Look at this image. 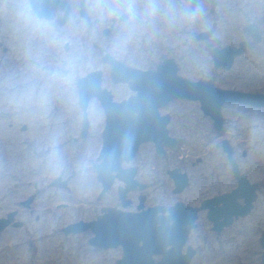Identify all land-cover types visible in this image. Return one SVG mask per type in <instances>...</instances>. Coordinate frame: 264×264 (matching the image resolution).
<instances>
[{"label":"rangeland","instance_id":"rangeland-1","mask_svg":"<svg viewBox=\"0 0 264 264\" xmlns=\"http://www.w3.org/2000/svg\"><path fill=\"white\" fill-rule=\"evenodd\" d=\"M70 1L69 17L60 25L57 19L62 10H55L51 19L37 18L28 0H0V215L16 208L27 222L22 229L0 235V264H107L103 261L106 255L109 259L114 256L115 263L121 257L117 249L97 253L82 239L75 242L61 231L79 218L94 215L97 179L93 164L98 162L101 142L97 135L105 120L98 100L91 98L88 115L92 127L85 138H80L82 112L76 79L88 71L101 70V85L111 90L115 100L129 93L124 84L111 81L107 63L100 60L104 52L119 58L131 56L127 63L145 68L159 59L163 48L172 46L181 59L185 77L195 80L214 76L220 87L264 91L263 44L247 54L237 64L236 75H231L233 70H215L204 42L193 39V31L217 22L207 9L213 6L207 0L194 14L185 10L182 0H167L163 6L154 0H87L89 21L78 13L79 0ZM121 10L131 11L132 18L118 25L110 37L103 36L109 17ZM192 19V26L187 25ZM217 26L215 41L230 42L238 36L227 21L220 20ZM186 38L184 46L182 40ZM248 79L255 86L244 87L247 85L242 83ZM173 108L177 117L174 126L184 141L178 155L155 159L148 146L140 153L147 167L141 168L140 179L150 182L145 190L147 204L171 203L175 199L164 168L178 160L185 162L189 189L196 187L195 194L205 184L218 181V173L231 185V169L219 146L223 136L233 144V157L243 171L252 180L264 183V110L225 104L221 109L224 130L217 132L198 102H178ZM23 123L28 128L22 132L19 128ZM58 175L70 179L69 191L48 187ZM120 186L123 183L116 179L104 203L115 201L121 208L117 198ZM36 189L40 193L30 209L22 208L19 201ZM188 191L190 195L193 192ZM80 197H89L90 202L83 204ZM129 197L137 201L134 193ZM29 239L31 246L27 244ZM11 244L16 247L12 256Z\"/></svg>","mask_w":264,"mask_h":264},{"label":"flooded vegetation","instance_id":"flooded-vegetation-1","mask_svg":"<svg viewBox=\"0 0 264 264\" xmlns=\"http://www.w3.org/2000/svg\"><path fill=\"white\" fill-rule=\"evenodd\" d=\"M80 1L81 0L78 1V7ZM182 1L184 3L185 10L190 14H194L195 12L198 11V8L201 7V5L205 0H182ZM207 1L213 5V6H209L207 9L210 8L209 12L215 17V20L217 22H219L220 20L227 21V23L229 22V27L233 29L234 32H238L235 33L238 36L233 37V39L235 40L233 41L229 40L230 42L223 43V41H215L214 33H215V29L218 27L216 22L213 24V26H209L208 28L205 29L203 28L197 32L193 31L192 37L197 41L204 42V48L210 53V57L213 62V68H215V70L217 71L220 70L223 73L233 70L231 75L234 74L236 75L235 68H238L237 64L242 59H244V57H246L247 54L252 52L256 48V46L260 44L264 45V0H207ZM69 2L71 6V1L69 0ZM154 2L160 6L167 4V0H154ZM171 3L173 4V2ZM86 5H87V0H85V6ZM214 9L219 11V13H216ZM78 13H79V9H78ZM131 18H132L131 11H125V10H121L118 13L110 16L107 25L102 29L101 32L102 35L110 37L115 32L118 25L128 22V20H130ZM193 20L194 19H192L186 24L187 25L190 24L192 26ZM198 34H205V36L197 38L196 36ZM187 43H188V38L182 40V45L185 46L187 45ZM225 47H230L233 48L234 50L240 48L242 51L233 56L232 62L229 67H225L224 65L215 66L213 61L214 51L220 50ZM104 54H109L113 56L115 59L127 65L137 67L142 70L155 69L156 66L162 61L170 60L176 66V75L186 78L190 81H198L202 79L211 80L216 87L221 89L237 90L246 93L264 94V91L251 90L248 88L241 89V88H236L234 86H228L225 88V87L217 86L216 85L217 79L214 76L211 78H198L195 80L183 76L182 75L183 64L181 62L180 57L176 53V49L172 46H167V48H163L159 53V59L156 62H154L153 65L150 64L151 66L148 65L145 68L144 67L141 68L132 65L130 63H127L129 58H131V56L129 57L121 56L122 58H119L117 55L113 53L104 52L101 55V57ZM185 55L186 57H189L188 53H186ZM108 74H109V69H108ZM102 77H103V73H102ZM122 84H124L126 88L129 90L128 95L122 99H126L129 96L135 94V91L130 90L127 83H122ZM242 84L247 85L244 87L255 86V82L252 81L251 79H248L247 82H243ZM102 88L105 87L102 86ZM122 99L115 100L113 95V101H121ZM184 101H196L199 103V101L193 99L175 98L159 106L155 111V113L144 112V120L146 122V130L148 134L155 138L156 136L160 135V137L158 138L160 142V149L159 150L156 149L157 146L153 140L142 141L138 144L137 150L133 155V157L128 161L122 162L121 168L130 169L129 171H133L134 172L133 179L137 182L135 188L133 190H129L126 193L125 198L129 201V203L124 208V210L130 212H136L138 210L137 209L138 205H140L139 196L144 195V200L141 202L143 209H147L153 206H161L163 211L160 212L159 214L162 215L168 214V210L170 208H173L176 214H180L179 212H183V214L187 216L195 215L194 226L189 229L185 242L181 247V254H187L189 257L188 264H264V183L258 182L256 180H252L248 176L247 172L243 171V168H241L240 163L236 161V159H234L233 157L234 146L227 137L223 136L220 138L219 146L222 152L225 154L227 158V163L231 169L230 170L231 185H227L224 182L225 180L221 177V174L218 173L219 174L217 175L218 181L214 182L213 184L211 183L205 184L202 190L198 191V194H195L196 187H191L189 189L190 176L188 172L184 169L183 165L185 164V162L178 160L175 165L166 166L164 168L165 174L167 175L168 180L171 183V189H170L171 193L175 196V199L171 203L154 202L147 204L148 195L147 193H145V190L150 187V182L140 179L141 170L147 168L144 166L145 160L143 161V158L140 157V153L143 147L148 146L151 148V154L155 159H166V158L172 159V156L178 155L184 141L182 137H180L177 134V128H175L174 126V122L177 117L175 115V110L173 108V105L175 103L184 102ZM229 103H236L242 105L245 109H249V110H264V107L246 105L240 102H226L222 105V107L225 104H229ZM199 107H200V103H199ZM81 112L82 113H81V122L79 125V136L80 138H85L88 135L92 127V124L91 121L89 120V115H88L89 126L86 134L83 136L81 134L82 114H83L82 109ZM87 114H88V108H87ZM203 114L205 116H208L212 121V118L209 115H206L204 112ZM222 120H223L222 128L220 131L216 130L211 124V126L217 132H222L224 130L225 120L223 115H222ZM104 125H105V120H104ZM104 125L101 132L97 135V139L99 138L101 142L100 148L98 149L99 151L97 157L100 154V150L102 148V131L104 129ZM27 128L28 126L25 123H23L19 129L20 131L23 132L26 131ZM164 129H165V138L163 139ZM224 141H226L228 146L230 147L231 158L238 167L240 177L243 176V178L248 183L247 187L245 188L239 187L238 185V181H237L238 178L233 173L232 164L227 157L228 153L223 147ZM241 155L245 156L246 151L242 150ZM98 163H100V161L93 164V168ZM9 167L10 166L8 165V168ZM9 170L11 171V168H9L8 171ZM172 171H175L174 172L175 174H185L186 176V186L182 188L179 192L175 191L176 188L175 179L172 176H170L168 173ZM58 176L62 177V179H66L67 181L66 182L67 186L61 189H65L69 191L71 189V187L69 186L70 179L63 177L62 175H58ZM49 183H48V187H54V186H49ZM122 183L123 186L120 187H125V183L124 182ZM141 184H146V187L144 189H140L139 185ZM96 186H97V191L94 193L95 202L96 204H98L99 202H102L103 204L99 206L95 204L93 206L92 208L94 213L93 217L79 218L75 222L77 221L90 222L95 220L98 216L102 215L103 210H105L106 208H114V207L118 208V206L115 204V201H112L110 203L109 202L104 203V201H107L106 198L108 192L112 189L113 185L109 189H107L101 196H100V192L103 188V185L101 182L97 180ZM15 187H17V184H15ZM187 189L190 191L193 190V192H191L192 193L191 195L189 194V191L187 192ZM35 193L36 195L30 202V204L28 206H24L22 202L26 201L31 195ZM39 193H40L39 189L33 190L32 193L28 194L26 197L21 199L19 201V204L21 205L22 208L29 210ZM130 193L135 194L137 201L134 202V199L129 197ZM197 196H200V198H197ZM80 198H82L83 204H85L86 202H90L89 197L87 198L80 197ZM117 198H118V194H117ZM118 200L120 203L119 206L121 207V201L119 198ZM17 202H15V204H17ZM179 204L180 206L175 208V206ZM65 205L66 203L59 206L57 205V207H63ZM0 209H2V207H0ZM120 209H122V207ZM9 215H10V221H8V223L4 227L0 228V235L3 233H8V231H11L12 229H16V228L22 229L26 226L27 222L24 219L20 218L19 210L16 208L15 209L12 208L6 211L3 215L1 214L0 220L7 219ZM15 222H21V226L14 225ZM65 226L61 228L62 234L65 237H69L70 239H75V242L79 239H82L86 246H88L92 250H95L97 253L108 252L117 249L121 253L120 256L122 255V246L103 248L92 245L89 242V240L94 236V233L89 228L79 232L65 233L63 231V228ZM142 243L143 242L140 241L139 245H142ZM165 243H167V245L164 247V250L168 251L172 246H174L175 243L176 244L178 243V239L171 238L169 240H166ZM27 244L31 246L32 240L29 239L27 241ZM15 248L16 247L13 246V244H11V246L9 247L11 252L10 256L14 254L13 251L15 250ZM161 258H162L161 254H155L153 256V260L155 262L160 261ZM103 259H104L103 261H106L107 264L109 263L116 264L114 261V256L109 259V256L106 255L105 258ZM22 264H31V263L23 262Z\"/></svg>","mask_w":264,"mask_h":264},{"label":"water","instance_id":"water-1","mask_svg":"<svg viewBox=\"0 0 264 264\" xmlns=\"http://www.w3.org/2000/svg\"><path fill=\"white\" fill-rule=\"evenodd\" d=\"M29 6L37 18L51 19L55 10H62L63 14L57 19L63 25L69 17L71 6L69 0H28ZM79 14L89 20L85 0L79 4ZM107 32V31H105ZM205 34H198L200 38ZM242 50L225 47L214 51V65L229 67L233 56ZM101 62L109 65V76L115 83H127L134 95L121 101H113V94L102 88V71L92 70L76 79L78 104L83 111L81 134L84 136L89 126L87 108L91 98H96L105 115V125L102 131V148L94 166L96 179L102 183L100 196L109 189L115 179L125 183V187L117 190L121 207L106 208L103 214L90 222L77 221L63 228L65 233L79 232L89 228L94 236L89 242L103 248L122 246V255L116 264H188L187 254H181V247L185 242L190 228L194 226L195 215L176 214L173 208L168 214H159L161 206L143 209L141 202L144 195H140V205L136 212L125 211L129 201L125 198L129 190H133L137 182L133 179V171L122 169L123 161L130 160L135 154L138 144L142 141L153 140L156 149H160L159 136H150L146 130L144 112H154L167 101L175 98L197 100L201 110L212 118L213 127L220 131L222 128L221 107L226 102H240L246 105L264 107V94L246 93L237 90L221 89L211 80L190 81L176 75V66L170 61H162L155 69L142 70L127 65L109 54L101 57ZM147 109V110H146ZM151 109V110H150ZM136 113V114H134ZM165 123V121H164ZM126 127V128H125ZM129 129V132H128ZM165 138V129L163 130ZM228 159L232 164L233 173L238 178L239 187L245 188L248 183L240 177L238 167L231 158V150L227 142H223ZM129 172V173H128ZM168 172L175 179V191L179 192L186 186L185 174ZM66 179L57 176L51 179L49 186L65 188ZM144 189L146 184L139 185ZM36 193L31 195L24 206H28ZM180 206L176 205V207ZM10 221L0 220V228ZM14 225L21 226V222ZM178 239L168 251L164 250L166 240ZM142 241V245L139 242ZM161 254L160 261L155 262L153 256Z\"/></svg>","mask_w":264,"mask_h":264}]
</instances>
